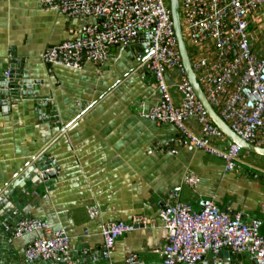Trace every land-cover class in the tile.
<instances>
[{
  "label": "crops",
  "instance_id": "1",
  "mask_svg": "<svg viewBox=\"0 0 264 264\" xmlns=\"http://www.w3.org/2000/svg\"><path fill=\"white\" fill-rule=\"evenodd\" d=\"M85 21L44 8L43 0H0V69L16 82L14 94L0 97V264H28L24 250L40 232L10 238L23 216L64 229L74 264L121 263L132 254L140 264H159L157 250L167 233L157 212L175 193L172 200L178 196L194 208L200 197H209L244 222L261 219L264 235V155L242 149L241 161L226 170L221 158L188 146L172 124L144 117L143 111L161 101V92L133 56L142 50L140 43L132 50L112 48L99 65H45L44 49L76 37ZM167 75L177 101L179 75ZM45 101L51 105H37ZM186 124L199 132L194 117ZM213 143L224 148L228 137ZM43 155L56 169L47 179L38 165ZM188 174L198 177L194 186L184 181ZM90 205H98L100 214L90 217ZM136 214L151 217L152 224L125 232L110 259L102 257V223ZM253 262L226 247L198 264Z\"/></svg>",
  "mask_w": 264,
  "mask_h": 264
},
{
  "label": "built area",
  "instance_id": "2",
  "mask_svg": "<svg viewBox=\"0 0 264 264\" xmlns=\"http://www.w3.org/2000/svg\"><path fill=\"white\" fill-rule=\"evenodd\" d=\"M44 8L68 17H82L79 34L48 46L42 61L48 67L62 65L80 69L87 62L99 65L110 57L114 47H127L140 39L146 53L134 57L152 75L161 101L142 115L157 124H172L191 148L215 155L225 169H234L241 161L237 143L222 148L213 143L225 137L199 101L186 74L177 48L176 36L167 0H43ZM184 40L195 51L191 67L207 100L238 137L264 147V0H179ZM96 18L94 22L87 18ZM168 71L179 75L174 100ZM10 71L5 75L9 76ZM194 117L199 132L188 128ZM198 177L188 174L191 186ZM172 194L158 209L157 216L166 229V244L159 264H198L206 254L218 255L225 247L232 254H248L255 264H264L262 220L244 222L241 215L221 210L209 197H200L197 208ZM90 217L100 214L98 205L88 207ZM153 219L142 214L129 220L102 223L104 239L101 256L110 259L114 243L125 232L149 226ZM40 232L24 250L30 264L36 260H60L74 264L68 249V235L37 217H21L10 238ZM95 264V263H93ZM140 264L132 254L121 263Z\"/></svg>",
  "mask_w": 264,
  "mask_h": 264
},
{
  "label": "water",
  "instance_id": "3",
  "mask_svg": "<svg viewBox=\"0 0 264 264\" xmlns=\"http://www.w3.org/2000/svg\"><path fill=\"white\" fill-rule=\"evenodd\" d=\"M167 6L170 11L174 34L176 36L177 47L181 56L182 64L185 68L186 74L189 78V81L193 87L195 94L197 95L199 101L204 105L205 109L207 110L209 116L211 117L212 121L224 132V134L228 137V145L231 143H237L242 149L247 151H252L258 154L264 155V147H258L251 143H248L238 137L229 125L217 114L216 110L212 107L210 102L207 100L205 93L203 92L201 86L196 80L195 73L191 67L190 57L188 55L187 45L184 40L183 31L181 27V20H180V11H179V0H167ZM140 41V39H139ZM137 42V41H136ZM136 42L131 43L128 45V48L134 47ZM140 46L142 48V52L146 53V44L140 42ZM134 56V55H133ZM6 69H0V97L3 98L9 93L14 94L16 91L15 81L13 75L9 74V76L5 75ZM147 75H151L149 71L146 70ZM152 76V75H151ZM39 107H46L51 105V101H45L43 104H37ZM51 159L47 158L45 155L42 156L41 159L38 160V165L40 168V174L44 179L53 176L56 169L53 170L54 165L51 164ZM24 217V216H23ZM241 253H237L240 255ZM255 262H253L254 264Z\"/></svg>",
  "mask_w": 264,
  "mask_h": 264
},
{
  "label": "bare ground",
  "instance_id": "4",
  "mask_svg": "<svg viewBox=\"0 0 264 264\" xmlns=\"http://www.w3.org/2000/svg\"><path fill=\"white\" fill-rule=\"evenodd\" d=\"M179 11H180V9H179ZM170 16H171V15H170ZM171 20H172V19H171ZM180 20H181V27H182L183 25H182V17H181V13H180ZM136 41H137V42H136ZM136 41H135L136 44H137V43H140V42H139V39H137ZM187 46L191 47L189 44H187ZM46 48H47V47H46ZM46 48H45V49H46ZM177 48H178V47H177ZM45 49H44V50H45ZM42 54H43V53H42ZM9 94H11V93H9ZM9 94H8V95H9ZM165 124H166V123H165ZM227 124H228V123H227ZM173 126H174V125H173ZM176 129H177V128H176ZM178 131H179V130H178ZM179 132H180V131H179ZM180 133H181V132H180ZM181 135H182V134H181ZM228 142H229V140H228ZM251 144H252V143H251ZM253 145H254V144H253ZM227 146H228V144H227ZM255 146H256V145H255ZM258 147H259V146H258ZM240 148H241V147H240ZM241 150H242V148H241ZM240 153H241V152H240ZM223 162H224V161H223ZM224 166H225V165H224ZM226 170H227V169H226ZM231 170H232V169H231ZM225 248H226V247H225ZM247 255H248V254H247ZM248 256H249V255H248Z\"/></svg>",
  "mask_w": 264,
  "mask_h": 264
},
{
  "label": "trees",
  "instance_id": "5",
  "mask_svg": "<svg viewBox=\"0 0 264 264\" xmlns=\"http://www.w3.org/2000/svg\"><path fill=\"white\" fill-rule=\"evenodd\" d=\"M186 45H187V42H186ZM187 50H188V55H189L190 59H193V57L195 55V51L189 46H187Z\"/></svg>",
  "mask_w": 264,
  "mask_h": 264
}]
</instances>
